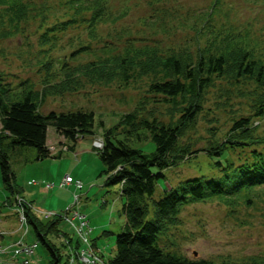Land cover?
<instances>
[{
    "label": "rangeland",
    "instance_id": "rangeland-1",
    "mask_svg": "<svg viewBox=\"0 0 264 264\" xmlns=\"http://www.w3.org/2000/svg\"><path fill=\"white\" fill-rule=\"evenodd\" d=\"M22 1L30 8L27 20L18 27L9 28L16 31L14 35L0 36V75L16 90H20L19 85L26 80L41 90L45 63L51 62L53 70H58L65 62L72 65L87 63L107 56L108 43L116 44L119 49L129 39H134L137 45L158 46L165 52L186 48L196 54L200 49H213L212 42L216 43L219 38H232L238 43L242 40L250 44L258 56L264 57V0H217L218 5L211 17L207 14L213 10L215 0H106L107 7L109 3L113 12L124 15L115 23L100 22L95 35L89 28L92 12L75 15L69 0ZM71 18H77V21L57 29L56 38L51 42L42 43L43 35L49 29L60 28ZM85 46L89 49L72 56ZM147 82L148 79H144L129 86L119 82H85L78 91L48 97L40 110L43 114L93 111L97 122L102 121L103 127L109 128L119 122L123 114L135 110L140 99L147 95ZM250 104V97L242 95L229 80H216L206 92V101L195 127L187 130L182 139V143L190 144L198 153L195 157L186 156L178 165L168 169V182L176 185L181 180L202 174L220 178L223 173L213 165L215 160L209 158L206 149L226 142L235 121L242 116L251 117L253 135L264 139V117H254ZM157 115L165 121L171 118L165 106L159 107ZM103 131L99 127L97 132L103 135ZM61 140L64 138L50 126L48 144ZM132 146L147 152L156 148L152 140L134 141ZM75 149L78 159L72 153H65L61 157L39 160L36 159V149L21 147L12 153L11 166L18 185L23 188V196L32 201L31 209L44 220L54 215L62 216L61 212L73 202L74 192L79 190L72 182L61 186L64 177L69 174L75 181L85 183L80 191L83 194L80 210L88 215L93 227L91 238L105 249L108 259L115 253L117 235L126 221L122 212L124 200L118 194L117 186L105 185L106 177L101 176L105 166L93 150L92 136L87 135ZM255 150L264 153V143L244 150L236 149L226 156L234 165H239L256 161ZM255 188L261 198L253 197L250 205L240 202L231 208L218 199L188 205L181 211L180 223L159 236L158 245L166 252L191 259H209L216 264H243L251 256H264V186ZM162 191L159 189L156 197ZM7 196L9 192L3 185L0 169V203ZM61 219L59 227L81 241L63 216ZM0 235V246L10 248L7 253H0V264L22 262V256L16 260L12 258L19 241L37 244L29 264H49V248L39 240L33 226L22 223L10 206L3 209ZM49 237L58 245L63 242L62 238ZM65 252L59 264H65L67 250ZM78 261L73 262L78 264Z\"/></svg>",
    "mask_w": 264,
    "mask_h": 264
},
{
    "label": "trees",
    "instance_id": "trees-1",
    "mask_svg": "<svg viewBox=\"0 0 264 264\" xmlns=\"http://www.w3.org/2000/svg\"><path fill=\"white\" fill-rule=\"evenodd\" d=\"M69 3L75 15L92 12L89 21L92 35L100 22L115 23L124 15L113 12L106 0H69ZM217 5L215 0L207 16L213 15ZM29 10L22 0H0V36L14 35L16 31L9 28L18 27L27 20ZM76 21L77 18H71L60 28L49 29L42 43L51 42L59 29ZM210 28L208 31L212 33ZM133 40L129 39L119 49L116 44L108 43L107 56L87 63L65 62L58 70H53L51 62L43 64L46 73L41 90L35 89L28 80L16 90L0 75V169L3 185L9 192L6 200L0 203V220L4 207L13 205L15 197L23 196V188L18 185L11 166L12 153L27 147L36 149L39 160L61 157L51 155L48 150L50 126L55 127L67 143H72L71 150L75 149L79 136L93 137L102 127L105 146L94 149L105 166L101 176L106 177V186H120L119 193L124 200L122 212L126 221L117 235L115 253L107 259L105 249L91 238L93 230L89 244L78 241L59 227L61 216L44 220L31 209L32 201L23 196L28 222L50 250L49 264H59L66 250L65 264H76L71 260H77L78 253L87 247L101 258L97 264H216L209 259H191L166 252L158 245L159 236L179 224L182 209L192 203L218 199L234 208L240 202L250 205L253 197L261 198L255 187L264 186V153L255 150L256 161L239 165H234L226 156L236 149L264 143V139L253 135L251 117H240L226 142L206 149L209 158L215 160L213 165L223 173L220 178L202 174L171 185L166 171L186 156L198 153L190 144L182 143V139L187 130L195 127L206 92L216 80H229L242 95L250 97L253 116L264 117V57L258 56L250 44L242 40L238 43L232 38H219L216 43L212 42L213 49H200L196 54L186 48L165 52L158 46L137 45ZM88 49L85 46L72 56ZM144 79H148L147 95L140 99L135 110L123 114L119 122L109 128H104L102 121L97 122L93 111L43 114L40 110L48 97L78 91L85 82H119L129 86ZM160 106L168 110L171 117L168 121L158 117ZM148 140L156 145L152 152L132 146L134 141ZM159 189H163L162 194L156 197ZM50 235L62 238L61 245ZM78 264L84 263L78 261ZM243 264H264V256H251Z\"/></svg>",
    "mask_w": 264,
    "mask_h": 264
},
{
    "label": "built area",
    "instance_id": "built-area-1",
    "mask_svg": "<svg viewBox=\"0 0 264 264\" xmlns=\"http://www.w3.org/2000/svg\"><path fill=\"white\" fill-rule=\"evenodd\" d=\"M83 136H79L78 139H81ZM94 147L97 149H102L104 147V139L101 136H97L94 139ZM70 150L69 146L67 144H60L59 146L51 145L50 151L51 153H60V152H66ZM76 155V154H75ZM76 184V187L78 189H81L83 187V182L80 180H73L71 176L67 175L64 177L61 186H63L66 183ZM74 200L71 203L68 210L62 214L64 217L65 222H67L77 233L78 237L81 239L82 242L85 244H89L90 241V233L92 231L89 221L87 220V217L85 214H83L80 211V195L78 193H74ZM17 213L19 215V219L22 223H27V214L25 210V206L23 205V198L17 197ZM53 214V213H51ZM37 244H28L23 242H18L17 247L15 248V255L14 258L18 256L23 257V264H29L30 258L34 254L36 250ZM10 249V248H9ZM8 248L0 246V253H7L9 251ZM95 250H93L91 247H87L83 249L81 252L78 253L77 258L79 261H81L84 264H97L98 262H101V258L94 253ZM74 261V258L71 260ZM16 264H20L19 262Z\"/></svg>",
    "mask_w": 264,
    "mask_h": 264
},
{
    "label": "bare ground",
    "instance_id": "bare-ground-1",
    "mask_svg": "<svg viewBox=\"0 0 264 264\" xmlns=\"http://www.w3.org/2000/svg\"><path fill=\"white\" fill-rule=\"evenodd\" d=\"M20 264H23L22 262H19Z\"/></svg>",
    "mask_w": 264,
    "mask_h": 264
},
{
    "label": "water",
    "instance_id": "water-1",
    "mask_svg": "<svg viewBox=\"0 0 264 264\" xmlns=\"http://www.w3.org/2000/svg\"><path fill=\"white\" fill-rule=\"evenodd\" d=\"M195 255H197V252H195Z\"/></svg>",
    "mask_w": 264,
    "mask_h": 264
}]
</instances>
